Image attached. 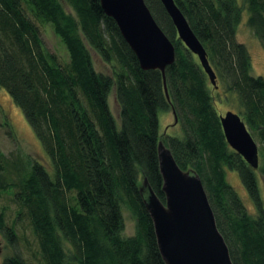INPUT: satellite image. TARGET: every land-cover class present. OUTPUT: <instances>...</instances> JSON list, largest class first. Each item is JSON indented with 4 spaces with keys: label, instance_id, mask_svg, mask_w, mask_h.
<instances>
[{
    "label": "trees",
    "instance_id": "1",
    "mask_svg": "<svg viewBox=\"0 0 264 264\" xmlns=\"http://www.w3.org/2000/svg\"><path fill=\"white\" fill-rule=\"evenodd\" d=\"M202 43L216 74L210 82L197 55L179 40L160 0H145L175 46L162 73L143 70L100 0H0V88L23 112L52 162L30 159L14 188L37 239L40 264H165L140 191L143 180L164 201L157 144L201 179L233 264H264V207L256 170L227 143L213 89L232 95L249 132L264 144V77L250 72L237 40L243 19L264 47V0H174ZM66 5L70 8L68 11ZM50 23L68 52L61 63L37 23ZM92 53L107 65L95 68ZM118 118L108 103L111 92ZM174 109L181 132L162 135L159 113ZM250 133V134H252ZM264 157V151L262 153ZM235 170L253 201L248 210L226 180ZM124 209L136 217L126 236ZM0 233L13 247L14 225L0 210ZM71 246L66 251L62 242ZM2 264H26L20 252Z\"/></svg>",
    "mask_w": 264,
    "mask_h": 264
},
{
    "label": "water",
    "instance_id": "2",
    "mask_svg": "<svg viewBox=\"0 0 264 264\" xmlns=\"http://www.w3.org/2000/svg\"><path fill=\"white\" fill-rule=\"evenodd\" d=\"M160 2L174 24L179 40L197 55L216 88V74L184 14L174 0ZM100 4L104 13L116 22L139 66L143 70L157 69L162 73L165 95L169 99L165 70L175 60V46L155 20L145 0H100ZM171 112L173 124H176L177 115L174 109ZM220 122L230 147L252 169H257V144L239 114L228 110L220 115ZM157 153L164 202L146 179L140 191L165 264H233L200 177L194 171L181 169L161 138Z\"/></svg>",
    "mask_w": 264,
    "mask_h": 264
},
{
    "label": "rangeland",
    "instance_id": "3",
    "mask_svg": "<svg viewBox=\"0 0 264 264\" xmlns=\"http://www.w3.org/2000/svg\"><path fill=\"white\" fill-rule=\"evenodd\" d=\"M66 9L70 8L66 5ZM41 37L46 48L54 53L59 61L63 64L69 61L68 52L60 37L54 32L50 23H39ZM237 40L244 43L250 53V72L254 76L261 75L264 77V47L260 41L254 36L251 29L247 26L244 19L239 25L237 32ZM95 68L99 71H108V65L95 53H92ZM212 94L218 112L221 115L228 110L238 113V105L232 95L224 98V89H213ZM114 91L108 98L110 109L115 117L118 118L119 107L115 100ZM174 118L171 111L159 113V124L162 135H176L181 132L179 122L173 124ZM167 127V129H166ZM166 129V132L163 131ZM250 133H252L250 131ZM257 144L259 160L263 171L256 170L262 205L264 207V144L258 133L251 134ZM39 139L28 124L22 110L15 105L7 92L0 88V182L1 184H16L25 173L24 168L26 162L30 159H36L38 162H44L46 168L51 171L53 169L52 162L45 154ZM27 167V166H26ZM226 180L233 186L240 199L246 205L248 210L254 211L253 201L247 194L246 189L241 183L238 173L235 170L225 168ZM2 188V187H0ZM14 188L0 191V210H4L5 222L7 225H14L17 235L15 246L9 244L2 233H0V241L2 240L3 251L0 256V264L3 260L12 255L15 251L20 252L26 264H40V256L38 253L37 239L32 231L30 219L21 205L14 199L12 191ZM124 231L126 236L135 234L136 217L130 210L124 209ZM66 251H71V246L65 240L62 242Z\"/></svg>",
    "mask_w": 264,
    "mask_h": 264
},
{
    "label": "flooded vegetation",
    "instance_id": "4",
    "mask_svg": "<svg viewBox=\"0 0 264 264\" xmlns=\"http://www.w3.org/2000/svg\"><path fill=\"white\" fill-rule=\"evenodd\" d=\"M2 251H3V247H2V240L0 241V256L2 254ZM2 264V263H1Z\"/></svg>",
    "mask_w": 264,
    "mask_h": 264
},
{
    "label": "bare ground",
    "instance_id": "5",
    "mask_svg": "<svg viewBox=\"0 0 264 264\" xmlns=\"http://www.w3.org/2000/svg\"><path fill=\"white\" fill-rule=\"evenodd\" d=\"M147 4V3H146ZM150 9V8H149ZM181 41V40H180ZM131 49V48H130ZM167 128V127H166ZM222 131H223V129H222ZM163 133H164V131H163ZM223 135H224V137H225V139H226V136H225V133H224V131H223ZM227 141V140H226ZM165 144V143H164ZM163 191V190H162ZM163 193H164V191H163ZM165 196V195H164ZM164 199H165V197H164ZM162 201V200H161ZM164 202V201H163Z\"/></svg>",
    "mask_w": 264,
    "mask_h": 264
}]
</instances>
